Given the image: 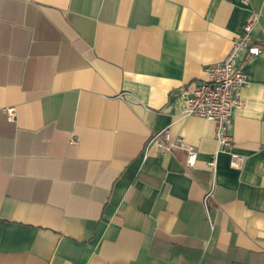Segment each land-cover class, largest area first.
Returning <instances> with one entry per match:
<instances>
[{
  "label": "crops",
  "instance_id": "0c3cea01",
  "mask_svg": "<svg viewBox=\"0 0 264 264\" xmlns=\"http://www.w3.org/2000/svg\"><path fill=\"white\" fill-rule=\"evenodd\" d=\"M252 14L262 52L211 174L213 122L181 88ZM161 128L189 172L144 153ZM0 264H264V0H0Z\"/></svg>",
  "mask_w": 264,
  "mask_h": 264
},
{
  "label": "built area",
  "instance_id": "2783aa9c",
  "mask_svg": "<svg viewBox=\"0 0 264 264\" xmlns=\"http://www.w3.org/2000/svg\"><path fill=\"white\" fill-rule=\"evenodd\" d=\"M256 20L255 14L247 18L242 26V32L232 39L224 58L204 68L206 73L204 80L181 88V94L186 103L184 115H194L213 122V135L218 144V150L205 162L211 174H214L216 169L217 153L230 151L232 147V136L229 130L233 111L242 105L241 90L248 82L239 61L243 56L250 57L262 52L261 46L252 41V29ZM4 111L9 120L14 119L16 113L14 106H6ZM175 150H182L185 153L184 171L189 172L196 164L197 151L181 135H173L168 128H161L149 134L143 147L145 154L162 156L172 154ZM231 156L232 163L238 165L242 156L234 153ZM213 191L214 182L211 181L204 190L205 206L212 197Z\"/></svg>",
  "mask_w": 264,
  "mask_h": 264
}]
</instances>
